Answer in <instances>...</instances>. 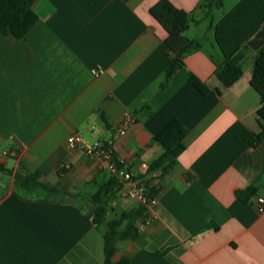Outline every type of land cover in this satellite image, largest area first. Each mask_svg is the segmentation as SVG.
Instances as JSON below:
<instances>
[{
	"label": "crops",
	"instance_id": "1",
	"mask_svg": "<svg viewBox=\"0 0 264 264\" xmlns=\"http://www.w3.org/2000/svg\"><path fill=\"white\" fill-rule=\"evenodd\" d=\"M158 1L36 0L38 19L23 37L0 32V162L11 170L0 172V264L104 263L103 232L77 201H90L113 175L101 159L66 146L74 131L88 135V122L157 191L155 218L118 244L115 260L264 264V211L256 208L264 197V144L251 148L242 138L261 130L259 94L249 64L230 87L214 74L264 28V0H213L216 10L202 7L209 0H169L195 17L184 36L204 48L185 56L165 90L168 33L150 13ZM189 73L210 92L201 94ZM126 112L134 121L119 135L115 124ZM173 119L188 129L185 150L163 177L142 171L162 152L153 137ZM63 164L69 168L60 174ZM16 172L37 173L58 193L21 197ZM251 185L257 190L244 203L236 191ZM138 206L119 192L107 215Z\"/></svg>",
	"mask_w": 264,
	"mask_h": 264
},
{
	"label": "trees",
	"instance_id": "2",
	"mask_svg": "<svg viewBox=\"0 0 264 264\" xmlns=\"http://www.w3.org/2000/svg\"><path fill=\"white\" fill-rule=\"evenodd\" d=\"M36 0H0V32L11 34L15 38L23 37L36 23L38 16L34 10ZM220 2L209 0L206 9L219 6ZM151 15L167 31L165 44L168 49L169 61L163 70V80L160 89L165 90L172 76L180 69H184V58L187 54L204 48V42L197 39H188L184 36L185 30L196 22L191 13H187L174 6L169 0H160L150 9ZM207 14V11L205 15ZM211 29V25H210ZM251 67V86L259 94L260 105L256 115L261 130L252 132L245 130L242 138L251 147L256 148L264 144V28L257 30L233 54L225 56L222 63L216 65L215 76L224 87H230L243 75L244 67ZM190 83L203 95L210 89L194 74L189 73ZM219 93V90H216ZM188 134V129L178 119L168 122L164 128L153 137L159 144L162 152L148 165V173L158 172L160 177L165 176L177 163L179 155L185 150L183 143ZM114 157L116 158L115 154ZM117 159V158H116ZM123 165V163H119ZM0 172H8L5 163H0ZM257 187L251 185L244 190H237L236 196L244 203H248L255 194ZM14 192L21 197L34 195L53 196L58 193L56 188L41 182L37 173L16 172L14 174ZM120 192V183L114 176L100 185L97 192L91 196V213L86 217L99 228L106 220L109 200ZM148 193L157 195V191L148 185ZM143 217V207L138 206L129 211L122 212L117 219L107 222V231L103 233L104 263L103 264H128L129 259L122 256L115 260L118 244L126 240H134L138 236V223Z\"/></svg>",
	"mask_w": 264,
	"mask_h": 264
},
{
	"label": "built area",
	"instance_id": "3",
	"mask_svg": "<svg viewBox=\"0 0 264 264\" xmlns=\"http://www.w3.org/2000/svg\"><path fill=\"white\" fill-rule=\"evenodd\" d=\"M134 118L130 112H126L115 124L119 135H124L128 126L132 124ZM89 128L88 135L81 130L74 131L66 139V146L70 150H77L89 157H96L105 163L107 170L118 179L120 183V192L123 196L134 199L143 207V217L138 223V227L148 226L155 214L153 207L157 202V196L148 193V181L138 171L128 166L119 165L121 163L114 157V150L108 144H105L99 137V130L93 122L86 124ZM8 156L4 151L3 158ZM3 163V162H0ZM69 168L68 164H63L60 168V174ZM140 169L144 172L148 170V164H140ZM256 208L259 212L264 211V197L257 199Z\"/></svg>",
	"mask_w": 264,
	"mask_h": 264
},
{
	"label": "rangeland",
	"instance_id": "4",
	"mask_svg": "<svg viewBox=\"0 0 264 264\" xmlns=\"http://www.w3.org/2000/svg\"><path fill=\"white\" fill-rule=\"evenodd\" d=\"M230 1H232V0H226V2H230ZM234 1V0H233ZM216 8V6H214L213 7V9L214 10H216L215 9ZM212 9V10H213ZM219 9V8H218ZM220 11H222L221 9H219ZM217 13H219L218 11H217ZM203 23H205V19H204V21H203ZM2 177L3 176H5V175H1ZM78 203H79V205H81V206H84V208H86V210H87V212L88 213H91V209H92V205H91V203H90V201H87L86 203H85V201H83V200H78L77 201ZM109 210V209H108ZM119 212L118 211H116V212H113V213H111V214H108L107 215V220H106V222H104L103 224H101L100 225V227H99V230H100V232H103V233H105L106 231H107V222H109V221H111V220H114V219H117L118 217H119ZM121 243V242H120ZM119 243V244H120Z\"/></svg>",
	"mask_w": 264,
	"mask_h": 264
}]
</instances>
